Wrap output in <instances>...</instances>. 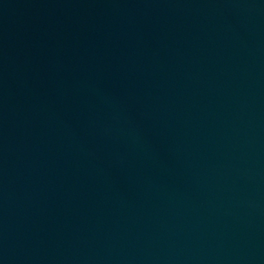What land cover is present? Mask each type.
Returning a JSON list of instances; mask_svg holds the SVG:
<instances>
[{
  "label": "water",
  "instance_id": "obj_1",
  "mask_svg": "<svg viewBox=\"0 0 264 264\" xmlns=\"http://www.w3.org/2000/svg\"><path fill=\"white\" fill-rule=\"evenodd\" d=\"M0 264H264V0H0Z\"/></svg>",
  "mask_w": 264,
  "mask_h": 264
}]
</instances>
